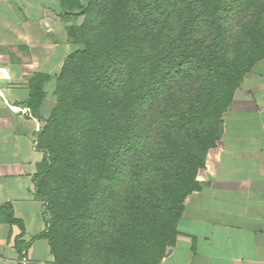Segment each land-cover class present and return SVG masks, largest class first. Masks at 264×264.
<instances>
[{"label": "trees", "instance_id": "obj_1", "mask_svg": "<svg viewBox=\"0 0 264 264\" xmlns=\"http://www.w3.org/2000/svg\"><path fill=\"white\" fill-rule=\"evenodd\" d=\"M69 42L27 81L49 264H160L222 113L264 58V0H59ZM77 11V12H75ZM82 16L81 22L76 18ZM54 79V105L40 106ZM4 220L16 223L10 205Z\"/></svg>", "mask_w": 264, "mask_h": 264}, {"label": "crops", "instance_id": "obj_2", "mask_svg": "<svg viewBox=\"0 0 264 264\" xmlns=\"http://www.w3.org/2000/svg\"><path fill=\"white\" fill-rule=\"evenodd\" d=\"M49 1L57 8L0 0V205H10L22 223L6 222L0 208V264L52 260L47 240L36 237L44 222L34 196L41 152L33 134L42 122L23 105L30 76L56 74L67 55L59 29L50 26L64 21V10L59 0ZM45 85L42 117L55 102ZM221 119L222 134L196 173L200 189L186 196L178 235L160 264H264V58L243 76Z\"/></svg>", "mask_w": 264, "mask_h": 264}, {"label": "rangeland", "instance_id": "obj_3", "mask_svg": "<svg viewBox=\"0 0 264 264\" xmlns=\"http://www.w3.org/2000/svg\"><path fill=\"white\" fill-rule=\"evenodd\" d=\"M44 2V5H46L47 7L49 8H57V5L55 4L54 5V2L53 1H49V0H41ZM83 3L85 2V0H81ZM50 2V3H49ZM77 12V11H75ZM81 19H82V16H79L76 18V22L77 23H80L81 22ZM55 21H58V23L54 22V23H50V26L53 27V31L56 32L57 30L56 29H59V34H60V37H59V42L62 43L64 45V51H65V54H68L70 53L71 51L77 49L80 47L79 44H76V43H72V42H69L68 40L66 41V38H65V32L63 30V25H66V24H69V22H66V21H60L59 19H55ZM53 87H54V80H51L49 81L46 85H45V89L48 93V96L51 97V89L53 90ZM184 210V209H183ZM183 213V212H182ZM182 215V214H181ZM179 222V221H178ZM178 225V224H177Z\"/></svg>", "mask_w": 264, "mask_h": 264}]
</instances>
